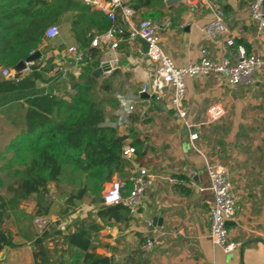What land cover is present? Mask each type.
Here are the masks:
<instances>
[{
  "label": "crops",
  "instance_id": "crops-1",
  "mask_svg": "<svg viewBox=\"0 0 264 264\" xmlns=\"http://www.w3.org/2000/svg\"><path fill=\"white\" fill-rule=\"evenodd\" d=\"M250 3L251 0H127L126 6L133 11L130 21L125 22L123 14L118 13L117 24L125 31L115 50L118 67L100 77L111 78L115 99L135 106L129 124L116 127L119 135L127 137L126 147H132L137 140L144 145L143 157L138 160L134 155L130 159L133 170L127 180L132 184L131 179L145 168L155 176V185L137 214L130 215L127 222L109 221L93 238L94 252L114 258L113 264H264V70L255 75V83L249 87L230 86L224 76L188 79V117L184 121L174 113L170 94L158 101L157 110L153 101L143 96L151 92H140L149 83L155 65L143 54L137 36L129 39L147 14L156 13L153 21L161 47L177 66L199 61L202 49H208L217 59L225 38L213 43L205 37L203 28L213 20L210 7L219 5L227 14L230 36L249 53L264 59V32L259 33L251 21ZM76 15L77 12H66L56 22L60 36L47 40L44 46L56 55L58 67L71 68L67 54L71 46L92 51L96 55L92 63L98 61L96 70L101 65V54L111 46L94 48L90 44L82 48L72 28ZM85 29L79 31L80 36L99 34L96 26ZM39 87L47 85L40 83ZM66 88L70 93L68 85ZM216 103L224 107L225 115L218 123L209 124L207 111ZM0 115L21 131L8 117ZM115 123L108 121L106 125L115 127ZM194 133L199 137L192 142L190 136ZM204 157L227 167L233 193L238 197L236 215L228 224L230 241L238 247L229 254L210 238L209 213L214 197ZM115 179L122 181L118 176ZM123 184L126 192L128 185ZM156 216L163 218L164 225L151 234L149 227ZM78 217L72 220L69 230H74ZM24 251L28 253V263L33 264L30 244L9 249L0 264H23Z\"/></svg>",
  "mask_w": 264,
  "mask_h": 264
},
{
  "label": "trees",
  "instance_id": "trees-1",
  "mask_svg": "<svg viewBox=\"0 0 264 264\" xmlns=\"http://www.w3.org/2000/svg\"><path fill=\"white\" fill-rule=\"evenodd\" d=\"M66 12H77L72 28L82 48L89 47L94 37H82L79 31L89 25L101 34L112 26L105 15L79 0H0V68L13 67L38 51L47 28ZM156 15L147 14L146 19ZM56 61V55L49 51L27 73L14 78L0 74V114L21 128L6 149L15 154L13 164L25 167L6 194L0 193V254L19 246L14 241L17 236L30 244L33 264H113L114 258L94 252L92 241L109 221L127 222L131 215L122 204L104 206L102 199L105 184L115 176L128 185L124 196L132 188L127 180L132 163L123 155L127 137L106 125L116 122L114 112L120 103L114 98L111 78L91 77L98 61L80 77L68 73L65 84L71 92L61 93L63 69L69 68L62 65L59 69ZM40 83L47 87H39ZM132 147L138 160L143 157L141 141H134ZM50 185L68 193L60 220L76 212L85 198L98 207L95 218L80 217L73 231L57 225L41 234L34 231V218L50 215ZM32 198L36 199L35 210L28 213L22 205Z\"/></svg>",
  "mask_w": 264,
  "mask_h": 264
},
{
  "label": "built area",
  "instance_id": "built-area-1",
  "mask_svg": "<svg viewBox=\"0 0 264 264\" xmlns=\"http://www.w3.org/2000/svg\"><path fill=\"white\" fill-rule=\"evenodd\" d=\"M90 5L95 10L105 15L112 23V26L105 32L94 37L91 47L103 48L110 45L111 49L119 48L124 36V28L117 24L118 13L123 14L125 22L130 21L133 11L126 6L127 0H79ZM170 1V0H164ZM187 1V0H186ZM213 20L203 28L205 37L218 43L225 38L220 55L217 59L211 56L208 49L201 50L200 60L188 64L185 67L176 65L174 59L167 54L160 44V36L155 22L151 18L141 21L137 28H134L129 35V39L141 36L150 45L148 58L154 63L155 70L148 84L141 89V93L151 92L157 100H162L166 94L171 95V106L174 113L181 120L188 117L187 101V80L200 76H224L230 86L249 87L255 83V75L264 70L263 56L249 53L242 44H237L230 36V26L225 10L219 5L210 7ZM250 18L259 33L264 32V0H251ZM60 28L51 25L45 32L46 40H53L60 36ZM70 56L71 68L63 69V76L60 81H67L68 73L75 77H80L84 70L93 62L91 53L86 49L71 46L67 50ZM30 68H27L28 71ZM24 71V72H26ZM2 76L14 78L17 74L13 69H1ZM120 109L116 111L115 127L129 124V117L135 111V106L125 100H119ZM225 115V109L220 103L213 104L207 111V122L209 124L218 123ZM199 135L194 133L190 140L196 141ZM136 153L134 147H125L123 155L130 160ZM205 158V168L209 178V190L213 194L214 201L210 209V238L215 246L220 247L229 254L238 247L230 241V231L228 224L231 222L237 211L238 197L233 193V186L230 181V173L226 166L214 163ZM196 173L194 174V176ZM132 188L127 196L123 195L124 184L121 180L115 179L105 184L102 199L104 206L122 204L131 213H138L140 207L148 199V194L155 185V176L145 168H141L139 173L132 179ZM203 190V189H202ZM79 208L69 215L65 220L54 219L49 216H38L33 220L35 230L41 234L51 225H57L59 229L65 230L72 220L79 216ZM150 246V245H149Z\"/></svg>",
  "mask_w": 264,
  "mask_h": 264
},
{
  "label": "rangeland",
  "instance_id": "rangeland-1",
  "mask_svg": "<svg viewBox=\"0 0 264 264\" xmlns=\"http://www.w3.org/2000/svg\"><path fill=\"white\" fill-rule=\"evenodd\" d=\"M190 0H187L186 2L189 3ZM52 25H57L52 24ZM47 40H44V43ZM41 45L39 47V51H44L48 47L45 45ZM33 52L30 53L32 55ZM28 58V57H27ZM26 58V59H27ZM26 59H23L21 61H24ZM19 61L15 66L13 67H1L0 68V74L1 69L3 68H10L15 71L16 66L21 62ZM33 64H28V68L31 67ZM61 69V67H59ZM29 71V70H28ZM26 71V72H28ZM68 79V78H67ZM59 83V89H61V92L65 95H69V92H66V85L65 84L67 81ZM21 131L18 129H15L3 116L0 115V193L6 194L7 187L12 184L17 178H19L23 170L25 169L24 166H19L16 164H13V159L15 157L14 153H9L7 151V146L20 134ZM68 193L67 192H62L60 190H57L54 185H50V195L47 199V202L50 206V215L49 217L54 218V219H60L62 218V209L65 205L66 199H67ZM91 199L85 198V200L81 201L78 205L80 214L79 217L84 218V217H89V219H93L98 210V207L92 206L91 205ZM35 205H36V199L32 198L29 202L23 203L22 209L27 211L28 213H33L35 210ZM32 228L34 231V224L32 222L31 224ZM10 227L15 230V228L10 225ZM14 241L19 245V247H22L23 245L26 246V244L17 236L14 237ZM17 249V248H16ZM15 250V249H14ZM28 251V250H27ZM25 253L21 255L23 264H29L28 263V253L24 251ZM9 253V252H8ZM2 254V253H1ZM1 262V261H0Z\"/></svg>",
  "mask_w": 264,
  "mask_h": 264
},
{
  "label": "water",
  "instance_id": "water-1",
  "mask_svg": "<svg viewBox=\"0 0 264 264\" xmlns=\"http://www.w3.org/2000/svg\"><path fill=\"white\" fill-rule=\"evenodd\" d=\"M136 40L141 44L143 48V54L147 55L150 49L149 43L142 38L141 36H137ZM51 51V48H47L44 51H36L32 55H30L26 60L21 61L15 68V72L21 73L27 70L28 64H33L35 61L40 59L45 53ZM100 67L96 70H94L91 74V77L95 78L97 76H107V73L114 71L118 67V62H117V54L116 51L113 49H110L106 53L101 54L100 58ZM146 99H151L155 105V108L158 110V100L155 95L150 96L149 94L143 95ZM164 225V220L161 217H154L152 220V223L149 227V230L152 234V232L156 228H162ZM152 236V235H151ZM152 242V239H151ZM9 248L5 249L4 252L0 256V261H2L8 254Z\"/></svg>",
  "mask_w": 264,
  "mask_h": 264
}]
</instances>
